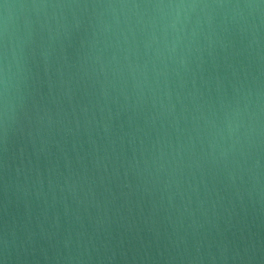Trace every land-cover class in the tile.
<instances>
[{
    "label": "clouds",
    "instance_id": "9594fccd",
    "mask_svg": "<svg viewBox=\"0 0 264 264\" xmlns=\"http://www.w3.org/2000/svg\"><path fill=\"white\" fill-rule=\"evenodd\" d=\"M125 10H135L136 14L134 23L130 17L124 16L127 32L133 37L137 30L146 35V52L151 51L154 44L162 42L163 50L157 49V55L162 56L167 52L168 59L177 66V74L181 70H192L190 54L193 46L199 53L207 52L209 57L223 54L225 69L231 76V96L226 93L221 102L222 116L212 112L213 118L209 119L201 113L200 119H204L214 131L206 145L201 142L202 156L199 159L214 167H222L226 186L236 188L238 198L243 200L246 195L253 204L258 222L255 232L250 233L242 250L230 242L219 243L214 249L211 245L206 248L200 241H196L190 249L187 231H194L197 227L193 220L185 229V235H181L173 225L170 233H164L163 242L160 231L156 230L155 247L151 244L142 245L129 257L123 248V241L114 243L111 232L104 227L105 217H98L92 225L95 236L87 235V229L81 224L82 230L75 234L74 240L70 231L60 235L58 216L51 225L52 232L42 225L37 231L30 226V215L25 221L9 211L21 203L30 209L28 198L33 195L32 190L37 185L39 190L35 192L36 198L39 199L43 194L44 179L41 172L37 169L35 179H32L29 175L32 171L29 166L31 160L27 165L24 163L27 144L32 143L34 146L39 136L41 144L46 145L48 141L41 135L42 129H50L53 125L50 109L40 108L35 103L29 107V99L33 96L29 83L32 61L39 55L47 72L52 58L59 52L67 63V48L78 40L72 66L82 74L81 80L88 76L89 63L98 64L99 74L104 76L103 82L97 79L100 84L97 105L101 118L96 119L95 111L88 104L72 105L71 112L64 115L67 124L63 130L68 133L81 130L78 108L85 118V131L94 125L98 136L111 137L113 111L109 107L110 93L106 86L108 74L104 61L100 56H92L91 49L99 43L101 35L112 30L113 24L120 28V14ZM120 31L127 41L124 30ZM124 59L134 86L141 88V82L135 78L140 65L127 55ZM196 66L198 69L201 67L199 63ZM57 71L61 70L58 68ZM143 76L147 84L148 73L145 71ZM156 76H165L164 85L167 88L166 73L156 72ZM220 79L217 77L218 82ZM195 84L193 80L194 87ZM51 87L50 82L49 92ZM84 94L87 95L86 86ZM73 95L70 89V103ZM166 96L167 104L161 100L158 106L153 100V111L149 112L145 123L155 126L160 115L175 112L176 105L172 102L171 92H166ZM90 112L91 118H88ZM120 115L121 112L117 110L115 116ZM73 124L74 128L71 127ZM178 124L179 121H176ZM188 140L191 142L192 137L189 136ZM89 143L98 153L96 141L91 135ZM159 145L161 138L157 136L153 147ZM168 147L172 149L171 159L165 162V153L161 148L158 156L153 155L152 164L155 165L157 177L165 171V163L171 168L170 178L163 188L168 193L167 199L171 205L174 199V194L169 191L173 183L172 176L183 171L185 160L182 144L173 146L169 143ZM84 159L78 157L85 174L76 176L70 172L65 177L61 192L66 191L78 205L95 202L99 209L101 205L96 200L95 181H90L86 175L88 164L84 163ZM131 159L135 161L133 167L138 169L140 161L136 160L135 149ZM65 160L70 168L71 161L67 154ZM90 164L102 173V184L105 174L119 176L118 168L112 166L108 155H96ZM144 165L147 170V160ZM187 166L192 167L191 158ZM197 167H201L199 161ZM124 175L126 178L129 175L128 168ZM84 184L88 185L87 190H84ZM175 184L183 199L184 193L179 191L180 181L176 180ZM124 186L129 190L133 187L130 183ZM189 188L196 190L191 184ZM104 190L115 199L111 188L105 187ZM144 191L150 192V189L145 187ZM0 193L3 196L0 207L5 217L0 227V264H41V261L43 264H118L121 260L129 259L133 264H264V0H0ZM188 203H191L190 198ZM65 207L67 209V203ZM155 209L156 203L153 201ZM185 211H189L187 206ZM76 218L80 220L79 216ZM168 219L171 223V217ZM101 229H104L103 239L100 238ZM40 240H46L48 246H39Z\"/></svg>",
    "mask_w": 264,
    "mask_h": 264
},
{
    "label": "water",
    "instance_id": "95a60500",
    "mask_svg": "<svg viewBox=\"0 0 264 264\" xmlns=\"http://www.w3.org/2000/svg\"><path fill=\"white\" fill-rule=\"evenodd\" d=\"M125 15L135 22V10H125L120 14V28L113 24L112 30L101 35L99 43L91 49L92 56H100L104 61L108 74L106 86L110 93L109 107L113 111L111 137H103L102 134L98 136L94 125L89 131H85L83 127L85 118L79 113L78 108L81 130L78 133L63 130L67 124L64 115L71 112L72 105L88 104L92 111H95L96 119L101 118L97 105L100 87L97 79L103 82L104 76L99 74L98 64L89 63L88 76L81 80L82 74L72 66L78 50V40L73 42L72 47L67 48L69 56L67 63L59 52L52 58L47 72L39 55L32 61V78L29 83L33 96L29 99V107L35 103L40 108L50 109L53 125L50 129H42L41 135L48 141L46 145L41 144L39 136L34 146L32 143L27 144L24 163L27 165L29 159L31 160L29 166L32 171L29 175L32 179H35L37 169L41 172L44 179L43 194L39 199L36 198L35 192L39 190L37 185L32 190L33 195L28 198L30 209H26L21 203L19 207L14 206L9 211L18 219L23 218L25 221L30 215V226L37 231L42 225L48 232H52L51 225L58 216L60 235L70 231L74 240L75 234L82 230L81 224L87 229V235L95 236L92 225L98 217H105L104 227L111 232L113 242L123 241V248L129 257L142 245L151 244L154 248L156 230L160 231L163 242L164 233L166 231L170 233L173 225L181 235H185V229L193 220L197 227L194 231L191 229L187 231L190 249L196 241H200L206 248L211 245L214 249L219 243L230 242L242 250L250 238V233L255 232V225L258 222L253 204L246 195L243 200L238 198L236 188L226 186L222 167H214L199 159L202 156L201 142L206 145L214 131L204 119H200L201 113L209 119L213 118L212 112L222 116L221 102L225 99L226 93L231 96V76L225 69L223 54L209 57L207 52L199 53L193 46L190 54L192 70L187 72L181 70L177 74V66L168 59L167 52L162 56L157 55V49L163 50V43L154 44L152 50L146 52V35L139 30L136 31L135 37L128 33L127 26L123 23ZM120 29L127 35V41L124 35H121ZM126 55L140 65L135 78L141 82V88L134 86L132 74L128 71L127 61L124 59ZM197 57L201 59L198 60ZM198 63L201 65L199 69L196 66ZM58 68L60 72L57 71ZM145 71L149 77L147 84L144 83ZM156 72L166 73L167 88L164 85L165 76L157 77ZM217 77L221 78L219 82ZM193 80L196 81L195 87ZM50 82L52 87L49 92ZM85 86L87 95L84 94ZM70 89L74 94L71 103L68 99ZM169 91L172 94V102L176 105L175 112L160 115L155 126L145 123L147 115L153 111V100L158 106L161 100L167 104L166 92ZM125 96L128 97L127 100ZM197 108H200V111H197ZM117 110L121 112L119 117L115 116ZM104 116H107V111ZM88 118H91V112ZM176 121H179L178 125ZM71 127L74 128V124ZM89 135L96 141L98 153L89 143ZM157 136L161 138V145L154 148ZM189 136L192 137L191 142L188 140ZM169 143L173 146L183 145L185 160L183 171L172 176L173 183L169 191L174 194V199L171 205L167 199L168 193L163 191L164 183L170 178L171 168L165 163V171L157 177L155 165L152 164L153 155L158 156L161 148L165 153V162L171 159L172 149L168 147ZM41 149L45 150L40 151ZM133 149L136 152V160L140 161L138 169L133 167L135 164L131 159ZM65 154L71 161L70 168L67 166ZM96 155H108L113 162L112 166L118 168L119 176L105 174L102 184L100 181L102 173L93 169L90 164ZM78 157L85 158L84 163L88 164L86 175L90 181H95L96 200L101 205L99 209L95 202L78 205L66 191L61 192L65 177H68L70 172L76 176L85 174L78 163ZM190 158L192 167L189 168L187 164ZM145 160L148 161L147 170ZM197 161L201 165L199 168ZM19 162L17 153V163ZM126 168L129 169L127 178L124 175ZM176 180L180 181L179 191L184 193L183 199L177 192ZM126 183L133 186L132 190L124 186ZM189 184L195 186L196 190L189 188ZM87 187L88 185L84 184V190H87ZM105 187L111 188L115 199L105 192ZM145 187L150 189V192H145ZM80 195L83 198V193ZM2 199L0 193V201ZM153 201L156 203L155 210ZM186 206L189 211H185ZM77 216L80 220H77ZM4 219L3 209L0 207V227ZM103 233L104 229H101V239L104 238ZM39 246L47 247L48 243L46 240H40ZM118 264H133V261L121 260Z\"/></svg>",
    "mask_w": 264,
    "mask_h": 264
}]
</instances>
